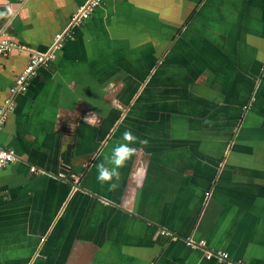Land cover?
Returning <instances> with one entry per match:
<instances>
[{"label": "crops", "instance_id": "obj_1", "mask_svg": "<svg viewBox=\"0 0 264 264\" xmlns=\"http://www.w3.org/2000/svg\"><path fill=\"white\" fill-rule=\"evenodd\" d=\"M86 1L0 0L20 43L70 32L25 91L29 55L0 56V264H264V0H102L71 26ZM125 131L148 143L109 190Z\"/></svg>", "mask_w": 264, "mask_h": 264}, {"label": "built area", "instance_id": "obj_2", "mask_svg": "<svg viewBox=\"0 0 264 264\" xmlns=\"http://www.w3.org/2000/svg\"><path fill=\"white\" fill-rule=\"evenodd\" d=\"M102 0H87L83 5H81L77 12L71 17V26L74 24H79L82 22L92 10L101 3ZM70 36V32L66 31L64 33H57L54 36V42L51 47L47 48L45 51L37 50L31 46L20 43L12 38H10L6 33V25L0 26V56H5L13 51L25 52L29 55L28 62L23 69V71L15 79L14 83L9 88L10 94L13 95L18 91H25L27 88V79L30 74H33L35 68L39 65H47L51 62L53 58V50L61 46V40L66 36ZM12 107V99H5V106L0 107V130L5 122V110ZM16 159V155L12 149L4 148L0 146V168L13 162ZM34 171L35 168L31 167ZM60 176H63L60 173ZM162 234H167L165 231H161ZM187 244L191 247H201L204 248V241L200 240L195 242L191 239L187 240ZM205 250V257L212 258L215 257L219 261H223L226 264H235L225 251H212L208 249ZM237 264H246L245 261H241Z\"/></svg>", "mask_w": 264, "mask_h": 264}, {"label": "clouds", "instance_id": "obj_3", "mask_svg": "<svg viewBox=\"0 0 264 264\" xmlns=\"http://www.w3.org/2000/svg\"><path fill=\"white\" fill-rule=\"evenodd\" d=\"M0 15H4L0 13ZM122 139L124 143L118 144L112 149L111 155L105 157V161L97 165V180L101 183H108L109 190H115L119 187L120 173L119 169L126 165L135 154L136 148L133 147L135 143L147 144V140H139L131 131H125ZM112 166L109 167L108 165Z\"/></svg>", "mask_w": 264, "mask_h": 264}]
</instances>
